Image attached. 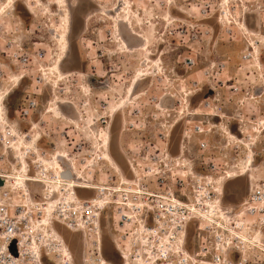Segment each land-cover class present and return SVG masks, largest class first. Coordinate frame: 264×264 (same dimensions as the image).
I'll list each match as a JSON object with an SVG mask.
<instances>
[{
	"label": "rangeland",
	"instance_id": "374dc122",
	"mask_svg": "<svg viewBox=\"0 0 264 264\" xmlns=\"http://www.w3.org/2000/svg\"><path fill=\"white\" fill-rule=\"evenodd\" d=\"M26 4L32 13L28 12ZM221 4L222 0H0V68L3 72L0 93L5 88L7 94L9 92L3 107L13 118L14 110L26 98L36 97L40 117L33 118V122H37L34 129L30 131L27 124L22 131L40 133L43 139L39 146L48 154L54 151L50 142H55L56 149L94 184V189L95 184L111 183V178L118 183V173L101 158L104 150L98 144V137L100 132L109 130L110 103L120 98L127 101L119 105L120 110L115 113L120 112L116 118L114 116L108 140L113 157L128 177L126 160L137 162L138 170L151 164L153 157L165 149V144L157 137L166 129L168 152L172 156L181 155L182 163L175 168L178 174L204 171L203 157L210 156L216 165L214 176L224 174L223 170L227 169L238 173L247 161L252 164L248 172L250 181H258L262 177L261 157L251 158L260 145L258 141L252 144L251 139L246 140V145L226 144L222 131L215 128L206 136L214 146L210 145L208 152L201 153L196 146L197 138L189 133L184 135L190 121L201 119L193 110L204 97L212 95L210 86L220 93L223 101L230 99L226 106L228 112L233 109L231 96L239 95L238 90H251V73L256 75V72L239 59L240 52L248 46L247 39L259 40L257 44L264 62V44L260 42L264 38L246 35L239 25L246 11V25L255 30L260 13L256 10L258 0H230L227 7L233 22L230 25L216 22L224 9ZM179 12L189 18H181ZM112 16L117 27L125 23L120 28L129 46L120 45ZM196 18L202 21H192ZM128 26L134 30L131 32L136 38L126 36ZM63 33L68 42L61 38ZM39 52L44 54V59L37 61L34 54ZM189 55L197 56V64L191 68L182 61ZM59 59L62 75L53 69ZM211 62H224V67L210 68L211 77L207 80L203 72ZM13 75L24 77L14 78ZM51 100L65 102L59 107L73 122L45 112ZM207 118L220 122L216 117ZM218 126L222 127L223 123ZM230 127L232 133H236L235 125ZM9 154L5 168L12 170L16 160L12 159V150ZM37 163L35 161L33 166ZM30 175H33L31 164ZM37 183L29 182L28 188L38 198L40 186ZM248 184L246 174L226 180L222 187L223 204L238 205L248 193ZM77 194L84 200L94 197L95 190H78ZM114 214L112 206L102 213L100 251L103 258L119 264L114 239H120L122 246L128 248L137 246L131 244L129 238L124 239L122 232L114 230ZM56 225L57 229L76 237L77 248H72L69 241L66 244L72 254L76 253L74 264H83L80 241L88 236L80 231L72 233L58 222ZM196 234V222L192 221L186 232V246L191 251L198 244ZM87 243L85 250L91 252L92 239Z\"/></svg>",
	"mask_w": 264,
	"mask_h": 264
},
{
	"label": "built area",
	"instance_id": "2783aa9c",
	"mask_svg": "<svg viewBox=\"0 0 264 264\" xmlns=\"http://www.w3.org/2000/svg\"><path fill=\"white\" fill-rule=\"evenodd\" d=\"M256 10L260 12L255 27L257 34L245 33L242 28L244 12L239 25L246 35L264 38V0H258ZM227 16L228 9H222L218 16L222 20L220 25L225 23ZM246 41L248 46L240 52L239 59L256 72V75L251 73V90L242 92L234 88L240 92H236L240 97L231 96L233 109L228 112L226 106L230 99L223 101L220 93L210 86L212 95L204 97L193 110L201 119L190 121L184 135L189 133L197 138L196 146L201 153L208 152L210 145L214 146L206 136L215 128L222 131L226 144L246 145V140L251 139L252 144L258 141L260 145L251 158L261 157L262 177L249 181L248 193L238 205L226 206L222 201L223 186L213 179L216 165L211 157H203L204 171L178 174L175 168L182 163L181 155L172 156L168 152L165 129L157 137L165 144V149L153 157L151 164L138 170L137 162L127 159L132 171L128 179L123 180L118 172V183L111 178V183L96 184L95 196L84 200L79 199L71 187L59 189L58 194H54L55 220L69 231H80L92 239V251H82L83 264H113L102 260L99 246L101 216L111 206L115 213L112 217L114 230L122 232L124 239L129 238L131 244L137 246L136 249L128 248L122 246L120 239H114L119 264H264V62L257 44L259 40L249 38ZM34 59L43 60L44 54H34ZM22 60L25 62L26 58ZM182 61L184 66L191 68L197 64V56L189 55ZM218 66L224 67V62H211L209 68L204 69V78L210 79V68ZM2 74L0 68V77ZM39 112L34 96L26 98L14 110L13 118L5 108L0 110V178L4 180L0 186V264H72L70 256L61 250L60 238L53 236L50 227L40 219L41 203L46 200L38 204L29 202L26 188L18 184L12 188L7 177L11 169L5 168V162L11 157L9 151L12 150L14 159V145L29 135L22 131L24 125L28 124L29 130L35 127L33 118L38 116L39 119ZM208 116L220 122L214 123ZM222 123V127L218 126ZM231 124L235 125L236 133H232ZM60 136L65 138L64 133ZM50 145L56 149L55 142ZM38 151L42 157L49 155L40 146ZM32 158V176L40 180L45 174L43 164L36 160L37 156ZM35 161L38 163L33 166ZM62 163L66 167L67 164ZM91 184L88 181L87 185ZM42 192L43 198L52 196L51 189ZM213 211V219L209 220ZM192 221L196 222L198 244L191 251L186 246V232ZM53 251L55 255L51 257Z\"/></svg>",
	"mask_w": 264,
	"mask_h": 264
},
{
	"label": "bare ground",
	"instance_id": "6f19581e",
	"mask_svg": "<svg viewBox=\"0 0 264 264\" xmlns=\"http://www.w3.org/2000/svg\"><path fill=\"white\" fill-rule=\"evenodd\" d=\"M12 0H10L11 2ZM230 3V0H222V6L224 7V9H227L228 5ZM220 5V7H221ZM26 8L28 10L29 13H32V11L30 10V6L26 4ZM186 14H188L186 12ZM246 11L244 13V23L242 28L245 30V33H250V34H257V31H255L254 29L249 28L246 25V17H245ZM189 15V14H188ZM191 17V15H190ZM210 18V17H209ZM202 18H196V21L201 20ZM207 19V18H206ZM230 12L228 11V16L227 19H225V23H228L229 25L232 24L233 22L230 20ZM174 20H177L176 18H174ZM217 23H222L221 19H216ZM61 38L65 39L66 42L67 41V35L65 33H63L61 35ZM140 38L142 39V41H146V39L143 36H140ZM259 41H257L258 43ZM261 43L264 44V41H260ZM63 48H65V46H63ZM63 59V58H62ZM62 60H58L57 62L54 63L53 69L56 70V72L58 71V73L60 75L63 74L62 71H60V63ZM46 74V73H44ZM14 76V75H13ZM17 77H21L23 78L24 75L20 76H14V78ZM9 79V76H8ZM10 80L12 81V78H10ZM9 94V92H8ZM7 92H6V88L5 90L1 91L0 93V110H2L4 107V100L6 99V97L8 96ZM59 100H51L50 105L44 110L45 112H53L55 114V116L58 117H62L64 119H67L71 122H73L72 119L68 118L60 109L59 105L61 103H65V102H57ZM127 101V98H120L118 101L116 102H112L110 103V111L111 113L109 114V118L111 119V121H113L114 116L116 115L115 113L120 110L119 105L121 104H125V102ZM130 102V101H128ZM118 107V108H117ZM37 122H32L33 126L36 125ZM112 123V122H111ZM34 129L31 128L30 131ZM111 129H112V125H109V130L105 131L104 133L100 132L101 135L99 134L98 140H100V142H98L99 145H101V147H103V156L101 158H103L106 162L110 163V167L113 169L114 172L118 173L120 172L122 179L126 180L128 179V176L126 175L124 169H122L121 167L118 166L115 158L112 155V152L110 150V140H108V138H110V134H111ZM42 135H40L37 131L34 134H29L26 135L25 140L23 138H21V140H19L13 147V158L14 160H16V166L14 169H12L11 171L7 172L8 175L7 177L10 179L11 184H12V188L18 184L19 187H24L26 188L27 192L25 193L27 196V199L29 202L33 203V204H38L41 203L38 200H42L45 202H42V215H41V221L43 222L44 225L49 226L50 230H52L51 232L53 233V236H57L58 238H60V240L62 241V247L61 250L64 251L68 256H70V260L72 261V264H74L75 259H76V253L71 252V250L68 248L67 244H68V239L66 237L65 231L64 230H60L59 228L57 229V225H56V220L53 217V207L55 206V203H53V197L55 196L54 194H58V190L62 189L64 187H71V189L73 191H75L76 196L78 197V190H89L92 189L93 191L95 190L93 187V183L91 185H87L88 181L85 176L83 175V173L79 170H76V168L71 165L69 163V161L66 159V156L64 153L61 152V150H57L54 149V151H52L51 153H49V157H42L40 154H38V150H39V144L42 141ZM123 153V151H122ZM31 154L34 155V157H31ZM37 154V155H35ZM37 156L38 160L41 162V164H43V169L42 171L45 173L43 178H41L40 180L33 178L32 175H30V169L28 167H30L31 164V158L35 159ZM125 156V154H124ZM64 162L66 165V167H64L63 163ZM126 165H127V172L128 173H132L130 167H129V163L126 160ZM250 166H252L251 163H248L246 161L245 165L242 168V171L235 173L233 172V170L231 169H227L225 170L224 174L219 175V176H214L213 179H215V181L217 183H219L220 185H222L223 187L225 186V182L226 180H231V179H236L244 174H246V176L248 177V180H251V175L248 174L249 170H250ZM24 174H23V173ZM49 172L53 173V178H51L49 176ZM65 172H68L70 174L69 177H65L63 176V174ZM9 182V180H8ZM29 182H38L37 184L40 186V189H38V198L33 195L29 188H28V184ZM95 188H97V185L95 184ZM44 189H51L52 192V196L43 198V190ZM15 190H13L14 192ZM79 198V197H78ZM38 202V203H37ZM110 203V202H108ZM214 211L212 212V216H208L209 220L213 219L214 216ZM101 223V220H100ZM101 231V229H100ZM78 232V231H76ZM73 233V232H72ZM49 234V232L47 233ZM82 236V235H81ZM101 236V234H100ZM86 239V240H85ZM82 238V241H80L81 243H83V249L85 250L88 246V239ZM66 241V242H65ZM67 243V244H66ZM100 243H102V236L101 239H99V246ZM117 247V246H116ZM83 251V250H82ZM54 253H51V257L55 255V251H53ZM100 255L102 257V260H104L106 263H111L110 261L106 260L105 258H103V255L101 254L100 251ZM42 256V255H41ZM81 257V256H80ZM43 264V263H42Z\"/></svg>",
	"mask_w": 264,
	"mask_h": 264
},
{
	"label": "flooded vegetation",
	"instance_id": "af4514ba",
	"mask_svg": "<svg viewBox=\"0 0 264 264\" xmlns=\"http://www.w3.org/2000/svg\"><path fill=\"white\" fill-rule=\"evenodd\" d=\"M97 5V9H98V11H100L99 10V5L98 4H96ZM87 19V15L84 17V25H85V20ZM69 20V19H68ZM112 20L114 21V25H115V27H116V36H117V34L119 33V37H117L118 38V40H119V43H120V45L122 44L123 46H129L128 45V43H127V41H126V39L123 37V35H122V32H121V28H120V26H121V24H125V23H119L118 24V27L116 26V21H115V17H113L112 16ZM127 28V27H126ZM131 31H134V30H132L129 26H128V32L126 33V36H132V37H135L134 35H132V32ZM136 38V37H135ZM120 40H121V42H120ZM103 81H99V83H102ZM136 87V86H135ZM117 114H120V112H118ZM116 114V115H117ZM116 115H115V118H116ZM115 118H114V120H115ZM114 120H113V122L111 121V119L109 118V123L111 124V122H112V130H113V126H114ZM109 124V125H110ZM65 234H66V237H67V239H68V241L69 242H71V246H72V248H77L78 246H79V244H78V242H77V240H76V237H74L73 236V234H71V233H69V232H66L65 231ZM82 244L83 243H81L80 242V250L82 249Z\"/></svg>",
	"mask_w": 264,
	"mask_h": 264
},
{
	"label": "water",
	"instance_id": "95a60500",
	"mask_svg": "<svg viewBox=\"0 0 264 264\" xmlns=\"http://www.w3.org/2000/svg\"><path fill=\"white\" fill-rule=\"evenodd\" d=\"M179 15L181 16V18H185V19H188V18H189V17H186V16H185L183 13H181V12H179ZM192 21H194V22H201L202 20L196 21V20L194 19V20H192ZM116 159L119 160L118 158H116ZM119 161H121V160H119ZM63 176H65V177H69L70 174H69L68 172H65V173L63 174ZM3 183H4V180H3L2 178H0V186H2Z\"/></svg>",
	"mask_w": 264,
	"mask_h": 264
}]
</instances>
